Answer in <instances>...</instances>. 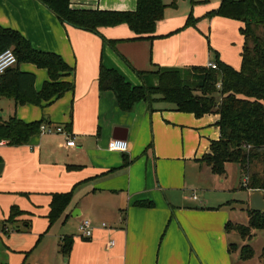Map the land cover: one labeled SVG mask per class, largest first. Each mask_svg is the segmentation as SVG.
Wrapping results in <instances>:
<instances>
[{
    "label": "crops",
    "instance_id": "obj_1",
    "mask_svg": "<svg viewBox=\"0 0 264 264\" xmlns=\"http://www.w3.org/2000/svg\"><path fill=\"white\" fill-rule=\"evenodd\" d=\"M162 1L166 12L156 22L157 37L128 40L134 33L126 24L101 27L95 33L61 22L39 0H0L2 28L18 31L37 50L57 53L71 68L70 73L61 77L62 81L72 83L71 90L49 103L44 100L41 105L29 103L40 108L29 120L18 117L16 111L13 115L24 121L41 117L45 123L62 125L73 137L74 146H67L65 136L59 133L36 134L30 138L34 139L32 145L0 142V146L14 147L18 162L36 158L37 166L42 163V167H37L42 172V189H14L42 194L47 228L55 224L49 226L48 220L52 194L72 190L70 202L58 219L65 220L66 228L67 224L74 226L75 232L60 234L53 247L44 241L42 264H238L241 260L238 249L246 240L241 239L236 250L228 248L230 243L224 232L230 233L225 229L229 217L218 210L224 203H186L198 201L197 196L193 199L187 193V187L199 185L201 171L210 170L200 159L209 152L211 141L219 137V114L196 117L170 108L157 96L140 100L129 112L122 111L112 91L98 88L101 66L115 69L132 86H142L155 83L156 79L148 76L142 79L139 71L157 67L189 69L214 62L200 23L184 26L197 4L188 0L190 12L175 13L173 9H177L179 0ZM70 5L75 9L132 11L136 0H70ZM218 5L219 0L211 9ZM208 21L211 26L235 25L241 53L240 21L218 15ZM21 64L22 72L34 74V88L40 90L49 79L46 69ZM14 105L17 106L15 102ZM111 139L126 140L128 149L109 150ZM3 154L0 152L3 164L0 179L7 172ZM244 191L246 198L234 200L246 203L251 189ZM9 193L0 194L11 207L15 200ZM36 194L32 196L40 199ZM19 209L23 214L13 221L4 224L8 217L0 221V231L5 233L8 249L25 252L30 244L25 245V239L18 238L31 228L33 213ZM82 219L92 223L90 238L78 237L77 225ZM68 236L70 239H65ZM111 240L113 245L108 246ZM66 244L69 248L65 253ZM22 259V255H16L10 264H32L29 258L23 262Z\"/></svg>",
    "mask_w": 264,
    "mask_h": 264
},
{
    "label": "trees",
    "instance_id": "obj_2",
    "mask_svg": "<svg viewBox=\"0 0 264 264\" xmlns=\"http://www.w3.org/2000/svg\"><path fill=\"white\" fill-rule=\"evenodd\" d=\"M39 1L61 22L95 33H99L101 27L126 24L134 33L128 40H151L157 37L156 22L164 17L166 8L162 0H136V8L132 11L75 9L71 7L70 0ZM207 1L191 0V3ZM207 14L208 17L218 15L242 23L239 28L243 37L239 69L220 61L215 53L213 59L216 68L157 67L155 70L138 72L142 79L147 76L156 79L155 83L132 86L115 69L101 66L98 88L112 91L122 111L129 112L140 100L157 96L170 108L193 113L196 117L218 113L219 137L211 141L209 152L200 161L217 175L224 174L226 163H236L247 177L246 185L242 188L264 189V0H219L218 7ZM195 22L190 12L184 26H192ZM6 48L12 49L17 62L14 67L0 74V97L12 99L16 104L41 105L43 100L52 102L73 88L70 81L61 80L62 76L70 73L71 68L60 55L37 50L18 31L0 26V52ZM21 63H31L46 69L49 79L40 90L34 88L33 73L19 70L18 65ZM217 83H220L219 87ZM216 91L219 93L218 99L214 97ZM43 122V119L24 122L15 115L0 119V142L26 144L32 136L39 134V126ZM71 196L72 190L52 194L49 226L62 215ZM247 213L246 224L228 221L225 224L226 231H235L243 240H247L252 230L264 229V212L250 208ZM21 214L23 211L12 205L3 223L13 221ZM68 248L66 244L63 251L68 252ZM228 248L236 250L237 245L230 243ZM253 254L247 243L239 249L241 259H249Z\"/></svg>",
    "mask_w": 264,
    "mask_h": 264
},
{
    "label": "rangeland",
    "instance_id": "obj_3",
    "mask_svg": "<svg viewBox=\"0 0 264 264\" xmlns=\"http://www.w3.org/2000/svg\"><path fill=\"white\" fill-rule=\"evenodd\" d=\"M167 2H171V0H167ZM216 2H218V0H208L207 2L196 3V8L194 7L195 9H193L191 13L194 19H196V22L200 23L199 28H201L204 34L208 48L212 50V59L216 53L220 61L224 60L223 62L230 65L235 64L238 66L237 69H239L240 35L237 27L235 25L232 27L231 24L226 27H222L218 25V23H214L212 26L209 24L207 13L213 10L211 8ZM176 5L177 9H173L175 13L190 12L189 8L191 7L188 0H185L184 2L179 0ZM202 8H205V11L202 12ZM221 56L223 57V60H221ZM22 65L23 64L18 65L20 71L22 70ZM214 97L217 99L219 98V93L217 91L214 93ZM0 107L2 108V114L0 113V115L3 118H0L1 120H5L9 116H12L15 111L17 115L19 114L18 117L21 116L20 118L29 120L35 116L34 111L38 112L40 110V108H35L29 103L17 104L15 107L14 102L7 99L0 100ZM40 116L41 115L38 117ZM23 119L21 120L24 121ZM40 119L41 117L39 119L24 122H32ZM32 140L34 139L28 141L29 145L34 144ZM2 151L4 154L1 156H3V163L6 162L7 164V172L5 174L3 173L1 176L0 193L6 191L10 192L8 195H13L12 197L15 200L10 203V205L15 204L23 210L31 211L33 213V218L31 228H29L27 232L22 233L20 235L22 237L18 238L25 239V245L30 244L25 252H19L17 249H8L5 233L0 231V262L10 264V261L12 258L14 259V256L22 255L23 259L29 258L32 264H42V254L46 252L42 247V243L46 241L48 247H53L57 244L60 234L67 232L71 234L70 232H75V228L72 225L69 226L70 224H67L66 228L65 220L63 218L57 219L53 226L47 228L48 221L45 217L46 215L43 214L46 208V202L42 199V194H32L27 191L14 189L21 187L42 189V172L37 170V167H42V163L40 166H37L36 158L34 160L29 159L28 161L23 160L22 162H18V155L13 146H0V152ZM23 169L24 172H22ZM31 169L33 171H31ZM187 175L192 176V174L190 175L189 173ZM244 176L245 175L240 170L238 164L231 162L225 164V172L222 175H213L208 169L203 173L201 171V174L197 179L199 180V185L195 184L194 186L187 187V193L191 195L195 194L198 197V201L194 202L186 200V203L197 205H218L224 203V206L219 207L218 210L224 211L228 214V221L246 224V219L248 220L247 212L250 209L249 198L246 203L238 201L247 196V192L242 188ZM192 180L193 178L191 179V182H194ZM34 194L40 196V199L37 200V198L33 197L32 195ZM234 199L238 200L235 201ZM27 207L30 208L27 209ZM9 208V204L4 201L3 194H0V221L3 218L8 217ZM42 223L43 227H41ZM7 228L10 232L12 231L11 227ZM251 233L250 239H247L246 243L251 246L254 252L253 257L249 259H241L238 264H264V229H254ZM224 235L229 243L240 244V240L242 239L235 231H230L228 234H225L224 232ZM11 237H14V235H11ZM78 237L79 239L82 238L80 236ZM240 247L241 246H239V249ZM8 256H10V258Z\"/></svg>",
    "mask_w": 264,
    "mask_h": 264
},
{
    "label": "built area",
    "instance_id": "obj_4",
    "mask_svg": "<svg viewBox=\"0 0 264 264\" xmlns=\"http://www.w3.org/2000/svg\"><path fill=\"white\" fill-rule=\"evenodd\" d=\"M16 56L13 53L11 48H6L0 52V74L4 73L6 70L14 67L16 65ZM209 68H216L215 62H210L206 65ZM217 86H220V83H217ZM63 134L66 138L67 146H74V140L71 134L62 126L58 124H48L41 123L39 126V134ZM108 149L115 151H126L128 149V143L126 140L121 139H111L108 142ZM247 177L244 176L243 185H246ZM193 199H196V195H192ZM102 226H106L104 223ZM78 236L82 238H90L93 234V226L89 219H82L77 225ZM108 246L113 245V241L107 243Z\"/></svg>",
    "mask_w": 264,
    "mask_h": 264
},
{
    "label": "water",
    "instance_id": "obj_5",
    "mask_svg": "<svg viewBox=\"0 0 264 264\" xmlns=\"http://www.w3.org/2000/svg\"><path fill=\"white\" fill-rule=\"evenodd\" d=\"M3 164L0 163V173ZM250 208L253 211L264 212V189H253L249 194Z\"/></svg>",
    "mask_w": 264,
    "mask_h": 264
}]
</instances>
